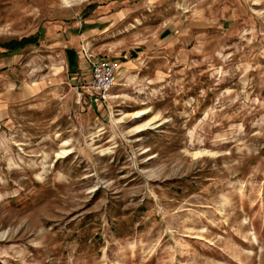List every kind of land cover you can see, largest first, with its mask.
Here are the masks:
<instances>
[{
  "label": "rangeland",
  "instance_id": "1",
  "mask_svg": "<svg viewBox=\"0 0 264 264\" xmlns=\"http://www.w3.org/2000/svg\"><path fill=\"white\" fill-rule=\"evenodd\" d=\"M115 1L0 0V264H264V0Z\"/></svg>",
  "mask_w": 264,
  "mask_h": 264
},
{
  "label": "built area",
  "instance_id": "2",
  "mask_svg": "<svg viewBox=\"0 0 264 264\" xmlns=\"http://www.w3.org/2000/svg\"><path fill=\"white\" fill-rule=\"evenodd\" d=\"M90 71V82L85 87L86 101L89 105L104 101L115 84L118 73L117 62L107 59H87Z\"/></svg>",
  "mask_w": 264,
  "mask_h": 264
},
{
  "label": "trees",
  "instance_id": "3",
  "mask_svg": "<svg viewBox=\"0 0 264 264\" xmlns=\"http://www.w3.org/2000/svg\"><path fill=\"white\" fill-rule=\"evenodd\" d=\"M34 41V40H33ZM34 43H37V40H35L34 42H27L22 48H25V47H27V46H30V45H32V44H34ZM18 45V44H17ZM17 45H15V46H9V45H6L5 47V49L6 50H9V52H14V51H16V50H18V49H20L19 47H16Z\"/></svg>",
  "mask_w": 264,
  "mask_h": 264
},
{
  "label": "bare ground",
  "instance_id": "4",
  "mask_svg": "<svg viewBox=\"0 0 264 264\" xmlns=\"http://www.w3.org/2000/svg\"><path fill=\"white\" fill-rule=\"evenodd\" d=\"M65 2L68 4L67 1H65ZM141 114H143V112H139V113H137L136 116H139V115H141Z\"/></svg>",
  "mask_w": 264,
  "mask_h": 264
},
{
  "label": "crops",
  "instance_id": "5",
  "mask_svg": "<svg viewBox=\"0 0 264 264\" xmlns=\"http://www.w3.org/2000/svg\"><path fill=\"white\" fill-rule=\"evenodd\" d=\"M116 1L119 2V0H116ZM116 1H115V2H116ZM121 1H122V0H121Z\"/></svg>",
  "mask_w": 264,
  "mask_h": 264
}]
</instances>
